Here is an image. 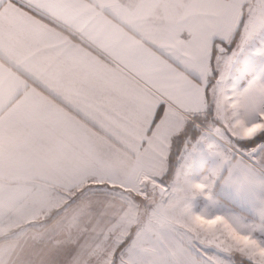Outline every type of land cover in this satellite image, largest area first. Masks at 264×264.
Segmentation results:
<instances>
[{
  "label": "snow or ice",
  "instance_id": "snow-or-ice-1",
  "mask_svg": "<svg viewBox=\"0 0 264 264\" xmlns=\"http://www.w3.org/2000/svg\"><path fill=\"white\" fill-rule=\"evenodd\" d=\"M262 30L264 0H0V264H264V78L229 83Z\"/></svg>",
  "mask_w": 264,
  "mask_h": 264
},
{
  "label": "rangeland",
  "instance_id": "rangeland-1",
  "mask_svg": "<svg viewBox=\"0 0 264 264\" xmlns=\"http://www.w3.org/2000/svg\"><path fill=\"white\" fill-rule=\"evenodd\" d=\"M264 47V30L250 38L236 50L229 71V83H234L237 89H243L257 76L264 78V55L258 54L257 49ZM235 45L229 48V54ZM198 172V170H197ZM199 178V172L197 177ZM217 196L237 203V207L246 208L248 200L253 199L251 190L242 187H218ZM243 202V204H241Z\"/></svg>",
  "mask_w": 264,
  "mask_h": 264
},
{
  "label": "crops",
  "instance_id": "crops-1",
  "mask_svg": "<svg viewBox=\"0 0 264 264\" xmlns=\"http://www.w3.org/2000/svg\"><path fill=\"white\" fill-rule=\"evenodd\" d=\"M218 199L220 200L221 204L223 205V210L224 211H236V212H243L249 205H250V202L253 200H248V204H246V208H239L237 207V203L234 202V201H231V200H225L221 197H218ZM194 203V206H195V210L196 211H199L201 210L203 207H204V204H205V201H203L202 198H196V200L193 201ZM243 204V202L241 203ZM214 211V209H212Z\"/></svg>",
  "mask_w": 264,
  "mask_h": 264
}]
</instances>
